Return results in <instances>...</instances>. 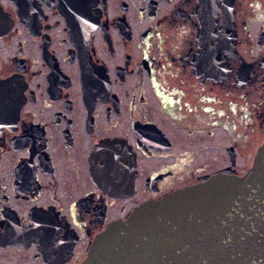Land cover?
Instances as JSON below:
<instances>
[{"label": "flooded vegetation", "instance_id": "obj_1", "mask_svg": "<svg viewBox=\"0 0 264 264\" xmlns=\"http://www.w3.org/2000/svg\"><path fill=\"white\" fill-rule=\"evenodd\" d=\"M263 144L264 0H0V264H82Z\"/></svg>", "mask_w": 264, "mask_h": 264}, {"label": "water", "instance_id": "obj_2", "mask_svg": "<svg viewBox=\"0 0 264 264\" xmlns=\"http://www.w3.org/2000/svg\"><path fill=\"white\" fill-rule=\"evenodd\" d=\"M82 264H264V144L244 176H212L111 225Z\"/></svg>", "mask_w": 264, "mask_h": 264}]
</instances>
